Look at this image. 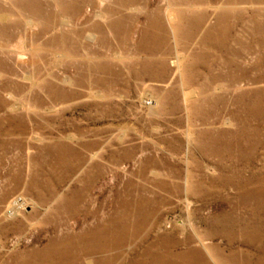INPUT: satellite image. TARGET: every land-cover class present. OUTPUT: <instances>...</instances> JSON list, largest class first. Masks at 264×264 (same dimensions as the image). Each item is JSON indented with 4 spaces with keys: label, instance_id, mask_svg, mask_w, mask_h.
<instances>
[{
    "label": "rangeland",
    "instance_id": "rangeland-1",
    "mask_svg": "<svg viewBox=\"0 0 264 264\" xmlns=\"http://www.w3.org/2000/svg\"><path fill=\"white\" fill-rule=\"evenodd\" d=\"M0 264H264V0H0Z\"/></svg>",
    "mask_w": 264,
    "mask_h": 264
},
{
    "label": "bare ground",
    "instance_id": "bare-ground-1",
    "mask_svg": "<svg viewBox=\"0 0 264 264\" xmlns=\"http://www.w3.org/2000/svg\"><path fill=\"white\" fill-rule=\"evenodd\" d=\"M193 5H194V4H193ZM189 6H190V4H189ZM191 6H192V4H191ZM20 201H21V200H18L17 203L19 204ZM17 203H16V205H17ZM9 207H10V206H9ZM9 207H8V208H9ZM15 208H16V207H15ZM13 210H15V209H13ZM18 210H19V209H18ZM18 210H17V211H18ZM9 212H10V211H9ZM13 212H14V211H13ZM8 214H9V213H8ZM15 214H16V213H15ZM16 215H17V214H16Z\"/></svg>",
    "mask_w": 264,
    "mask_h": 264
}]
</instances>
